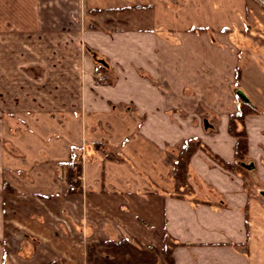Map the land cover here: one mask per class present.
Masks as SVG:
<instances>
[{
    "label": "crops",
    "instance_id": "obj_1",
    "mask_svg": "<svg viewBox=\"0 0 264 264\" xmlns=\"http://www.w3.org/2000/svg\"><path fill=\"white\" fill-rule=\"evenodd\" d=\"M250 12L248 0H0V264H87V242L124 236L171 241L163 264H264V96L236 81L250 71L238 29L264 26ZM96 71L112 79L97 83ZM230 91L254 108L239 161ZM189 135L227 165L196 150L179 193L168 156ZM74 147L81 174L69 194L58 169ZM19 198H30L27 210L12 206Z\"/></svg>",
    "mask_w": 264,
    "mask_h": 264
},
{
    "label": "trees",
    "instance_id": "obj_2",
    "mask_svg": "<svg viewBox=\"0 0 264 264\" xmlns=\"http://www.w3.org/2000/svg\"><path fill=\"white\" fill-rule=\"evenodd\" d=\"M104 74L106 72L103 71ZM106 79V78H105ZM254 108L247 101L242 100V104L230 114L228 120V131L235 137L234 156L239 159L247 151V136L245 128H238L237 124L243 125L245 116L252 113ZM98 149H105L101 142L94 143ZM204 146L199 138H186L182 141L177 156L174 159L172 167V176L174 178V190L182 193V190H188L187 174L191 155ZM106 157L116 158L115 154L106 151ZM121 157V156H120ZM223 165L225 162L221 159ZM237 167L239 164L236 163ZM81 174V154L76 153V148H72L70 160L65 168L64 179L67 183L74 182L79 186V177ZM187 187V188H185ZM66 193L77 192L68 187ZM173 243L168 239L163 240L160 247L143 245L128 237L107 238L103 240H92L87 242L85 247V258L87 264H163L172 261L171 248Z\"/></svg>",
    "mask_w": 264,
    "mask_h": 264
},
{
    "label": "rangeland",
    "instance_id": "obj_3",
    "mask_svg": "<svg viewBox=\"0 0 264 264\" xmlns=\"http://www.w3.org/2000/svg\"><path fill=\"white\" fill-rule=\"evenodd\" d=\"M248 2H250L251 6H252V10H254L253 13L250 12L251 13L250 15H257L259 21L262 24H264V0H260L259 3H256L257 9H256L255 5L251 2V0H248ZM252 22H254V23H252ZM246 25L247 26H245L243 29H238L239 32H242L243 31V34H244V36L246 38L245 41L242 38H239L238 37V39H236V42L234 41V43L237 44V47H238V49H239L240 52L244 53V55L245 54H248V58L249 59H246V60L243 59V60H241L240 63H239V65L242 68L244 67V68H246V69H248L250 71H247L248 74H246V76H245V74H241L242 73V70L241 71L238 70L237 73H236V81H239L240 83L242 81V84L244 85V87L246 88V90L251 91L254 94V97L255 96L256 97L264 96V94H262V93H264V92H262V87H264V86H261V85H264V80H262L260 78H256V77H258L259 73L256 72L255 75H254V72H252V70H251L252 64H250L251 61H253V60L256 61L257 60V61H260V64L261 65H264V61H261L262 59H264V57H257L256 56V52H255L256 48H264V26H260L259 25V22L257 23V20L256 19L255 20L254 19L253 20L251 19V22L249 24H246ZM235 32H236V30H235ZM225 39L226 38H224V36L219 37L218 42L216 41L217 43H215V46L221 47L220 45H223L224 44V42L226 41ZM203 44H205V43L202 40V45L201 46H203ZM252 44L253 45L255 44L253 46L255 48L254 50L253 49L250 50L248 48ZM248 50H250V51H248ZM94 59L97 60L98 62H101V63L103 62L104 63V60L102 58L98 57L96 54H94ZM260 67H261L260 65H258V67H256L257 68V71L260 70ZM253 71H255V70H253ZM97 72L98 71H96L95 74H94V81L97 82V83L109 81L110 79H112V77L110 78V76L106 72V74H105L106 79H104V80H99L98 79L97 80V78H96ZM100 72H103V71H100ZM218 95H220V99H223V101H225V99L222 98V97L223 96L224 97H227L226 92H219ZM229 95L232 96V103H233V107L234 108H233V110H231L230 112H228V120H229L230 114L233 113L238 108V106L240 104H242V100H243V99L238 98L235 95V93H233L232 91H230ZM205 116L206 115H201V119H203V117H205ZM219 116L220 115L213 116L212 117V123L214 122L217 125L219 122H218V119L216 120V118H218ZM220 118L221 117H219V119ZM227 125H228V121H227ZM237 125H238V128L242 129V127H244L245 124L243 122V125H241V124H237ZM211 129L215 130L216 128L213 127ZM207 131H210V130L208 129V130H206V132ZM228 133L230 134L229 131H228ZM190 137H193V138L196 137L197 138L196 135L186 136L185 138H183L176 145L175 151H173V153H170L169 156H168V167H169V169H168V174L167 175H168V181L170 183V187L172 189H174V187H173V185H174V178L172 176V173H173V171H172V167L173 166L172 165H173L174 159L177 156V153H178V150H179V147H180L182 141L184 139L190 138ZM199 139L202 141V138H199ZM199 151H201V154L200 155H203L204 156V154H205L213 162L214 161L217 162L219 165L222 166V168H224V165H223L221 159L217 155L212 154V152L210 151V149L208 148V146L206 144H204V146H202L201 148H199ZM76 153H80L79 150H76ZM244 159H245V157H244ZM236 160L239 161V159H237V158H236ZM237 161H236V163H238ZM57 168H59V165L57 166ZM238 169L239 170H242L240 168V166L238 167ZM58 173H60V179L63 180L62 182L64 183V187H67V185H66L67 182L64 179V173H65L64 170L63 169H58ZM185 188H187V187H185ZM71 197L72 196L69 195L66 198V200L70 199ZM26 200L29 202L30 205L32 204V202L30 201V198H29V200L26 199V198H22V199L19 198V199L13 200V201L11 200V203L13 204L12 206L16 210H18V209L21 210V207H20L21 205L23 206L22 207L23 209L27 210L28 208H27V206H25L27 204V201ZM19 202H20V204H19ZM42 203L43 204H41V205L44 206V207H42V206L41 207H42V209H45L47 207V206H45V205H47V203H44V202H42ZM51 204H55V206L57 207V209H58V206L59 207H62V206L65 207V206H67L66 203L64 202V200L63 201H56V202L51 203ZM15 209L13 211L10 210L9 212H7L6 216L9 215V218L10 219H12V217L14 218V220L17 219L18 216L16 215V212L17 211ZM36 209L39 210V211H42L38 207H36ZM0 220H1V217H0ZM5 231L7 232L6 239L8 240V243H9V247L8 248L11 250V248L14 247V249H15L16 248L17 237H18V234H19L18 233V229H17V223L16 222L14 223L12 221H9L8 227L6 228ZM8 263H10V260L9 259L5 261V264H8Z\"/></svg>",
    "mask_w": 264,
    "mask_h": 264
},
{
    "label": "built area",
    "instance_id": "obj_4",
    "mask_svg": "<svg viewBox=\"0 0 264 264\" xmlns=\"http://www.w3.org/2000/svg\"><path fill=\"white\" fill-rule=\"evenodd\" d=\"M96 78H97V80H98V79H99V80H104L106 77H105V74H104L103 72L98 71V72H97V75H96ZM66 185H67V187H68L70 190H75L76 187H77V186L75 185L74 182H69V183H67Z\"/></svg>",
    "mask_w": 264,
    "mask_h": 264
}]
</instances>
